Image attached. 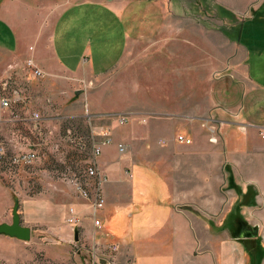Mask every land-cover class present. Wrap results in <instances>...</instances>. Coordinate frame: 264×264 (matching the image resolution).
<instances>
[{
  "label": "crops",
  "instance_id": "0c3cea01",
  "mask_svg": "<svg viewBox=\"0 0 264 264\" xmlns=\"http://www.w3.org/2000/svg\"><path fill=\"white\" fill-rule=\"evenodd\" d=\"M123 12L116 0H0V84L27 98L10 109L0 106V148L5 160L19 148L39 155L28 166L14 167L11 175L6 167L0 169V196L6 193L7 206L18 197L22 224L32 228L29 242L4 236L14 243L37 241L54 262L79 264L87 253L85 243L91 242L94 249L98 246V264H239L236 250L242 256L245 247L240 243L241 250L235 241L244 237L229 233L236 220L219 217L217 202L222 200V172L227 188L244 195L264 189L254 188L264 183L259 135L264 73L252 75L247 48L230 36L236 26L189 28L180 36L176 30L172 44L160 53L170 59L159 63L157 73L147 71L158 76L164 94L157 100L131 96L129 109L135 112L128 111L117 76L133 44ZM29 58L45 77L35 78L26 68ZM109 75L118 84L111 100H104L101 91L98 97L97 90L77 99L96 122L101 119L99 125L112 128L113 141L97 159L107 180L97 229L88 202L49 170L57 146L74 147L66 142L69 129L60 132L59 123L71 116L64 113L79 81L102 85ZM56 83L66 89L54 88ZM137 83L129 82V89L148 85ZM127 111V124L111 119ZM34 112L42 115L39 125L31 118ZM178 134L191 138V144H180ZM71 156L84 166L89 153L71 151ZM72 207L76 227L66 223ZM113 246L115 253L109 251Z\"/></svg>",
  "mask_w": 264,
  "mask_h": 264
},
{
  "label": "rangeland",
  "instance_id": "374dc122",
  "mask_svg": "<svg viewBox=\"0 0 264 264\" xmlns=\"http://www.w3.org/2000/svg\"><path fill=\"white\" fill-rule=\"evenodd\" d=\"M116 1L121 4L126 21L129 19L131 23V37H133V44L127 50L129 52L128 56H125L119 68H117V71H119L117 76H119L120 99L123 104L122 106H125L128 111L135 112L129 109L132 107L130 101H133L131 96L134 97L135 95L140 98L146 95L153 100H157L158 97L164 94L166 87L159 84L158 76H151L147 71L151 70V72L157 73L160 67L159 63L170 59L168 53H160H163L164 46L172 44L170 38H173V32L174 35L177 33L176 30H179L180 36L189 28L195 29V27L202 26L222 28L224 26L230 29V27L236 26V32L231 33L230 36L233 35L237 42L247 48L249 52L248 62L252 68V75L264 73V22H261L264 20V0ZM128 68L131 70V72H128L131 74V77L126 76ZM140 76L142 77L140 78ZM136 79L139 83L144 80L148 85H140L139 88L131 86L130 90L128 86L129 82L136 84ZM85 82L83 87L80 84L81 87L77 90H84L86 92L97 90L95 94L98 93V97H100L99 92L101 91L104 93L102 95L106 96L104 100H111L113 85H117L118 88V84L111 81V75L106 77L102 85H100V82ZM42 86L46 89V85ZM53 87L60 90L66 89L63 83H56ZM71 87V89L77 88L74 85ZM82 95L85 97L84 94ZM77 99L73 93L69 100L70 104L66 107L67 112L64 113L66 115L70 113L69 115L71 116L59 123L60 132L71 129L72 132L86 136L89 132L90 124L85 115L84 101ZM128 111L123 114L129 116ZM98 121L96 122L93 119L91 124L97 125ZM160 142H164V139H161ZM222 177L223 193L222 200H218L217 202L219 206L218 216L222 217L225 215V217H230V219L235 218L236 223L231 227V231H229L233 237H242L243 234L239 233L242 228L243 231L245 229L254 233V239H245L244 237L242 242L235 241L237 242V247L241 250L240 243L245 247V252L242 256L238 255L239 253L236 250L237 261L239 264H264V189H257V187H264V183H256L254 188L256 187L257 191L244 195L243 192L227 188L224 172H222ZM232 181L234 182V178ZM254 196L255 199L250 204L249 202L252 200H247V198H253ZM6 197V193L0 196V222L8 221L11 223L13 217L12 208L15 202L7 206ZM212 204L209 205V210L215 205ZM203 211L208 213L206 210ZM213 212L212 217H217L216 210ZM96 237L99 236L96 235ZM34 242H31V244L14 243L4 235L0 236V264H74L67 261H52L48 258L47 253L43 252L44 247L36 244L37 241L36 243ZM85 244L87 253L84 254V259H81L80 263L98 264V260L100 259L97 252L98 246L94 249L93 245L95 243L86 242Z\"/></svg>",
  "mask_w": 264,
  "mask_h": 264
},
{
  "label": "built area",
  "instance_id": "2783aa9c",
  "mask_svg": "<svg viewBox=\"0 0 264 264\" xmlns=\"http://www.w3.org/2000/svg\"><path fill=\"white\" fill-rule=\"evenodd\" d=\"M26 68L31 70L32 75L35 78H42L46 76V73L36 66L32 58H29L26 61ZM69 79L75 80L70 77ZM79 82L82 87L84 83H86L85 81ZM83 92L85 93L86 91ZM26 99L27 98L21 90L17 88L9 89V84L6 82L0 84V106L3 109H10L13 104L18 103L19 101H25ZM85 107V115L90 124L88 134L86 136H82L72 132L71 129L68 130V138L66 142L69 146L73 145L74 147H70V149L66 150L61 146H57L55 151H57L58 157L54 164L50 166L51 169L49 170V175L55 180L58 179L61 182L68 184L71 188H73L77 196L88 202L92 222L97 229H101L102 225L98 219V215L101 213L106 203L104 185L107 180L105 173L97 165V159L102 153L101 151L103 146L111 144L113 141L111 138L112 128L108 125L97 126L91 124L94 117L90 114L89 110H87V105ZM31 118L36 125H39L42 120V115L38 112H34L31 114ZM113 118L122 125L127 124V114H112L111 119ZM259 135L264 144V129L259 130ZM177 141L183 145H189L192 142L191 138L182 134L178 135ZM86 149L88 150L89 157L84 166L78 165L77 161H74L75 159L73 156L69 157L71 151L80 153ZM118 150L119 152L124 153L125 146L123 144H119ZM5 158L6 155L0 148V169L5 171L6 167V169L12 172H8V174L11 175L14 172V167L28 166L37 160L39 155L34 151L26 152L23 148H19L13 158L6 160ZM66 223L72 227L79 225L78 215L73 207L68 208ZM116 249L117 247L115 246L109 247V251H112V253H115ZM111 260L114 261V258ZM128 264H134V262L131 261L128 262Z\"/></svg>",
  "mask_w": 264,
  "mask_h": 264
},
{
  "label": "water",
  "instance_id": "95a60500",
  "mask_svg": "<svg viewBox=\"0 0 264 264\" xmlns=\"http://www.w3.org/2000/svg\"><path fill=\"white\" fill-rule=\"evenodd\" d=\"M109 1V0H108ZM84 90H76L74 96L79 98V95L83 94ZM19 199L15 198V205L12 208L13 217L11 223L2 222L0 224V235H5L10 238L22 240L24 242H29L31 238L32 228L24 226L21 221V216L18 212ZM249 236L248 234H243L242 237Z\"/></svg>",
  "mask_w": 264,
  "mask_h": 264
},
{
  "label": "flooded vegetation",
  "instance_id": "af4514ba",
  "mask_svg": "<svg viewBox=\"0 0 264 264\" xmlns=\"http://www.w3.org/2000/svg\"><path fill=\"white\" fill-rule=\"evenodd\" d=\"M240 234H248L249 236H244L246 239H254V233H251L250 231L248 230H245L243 231V228L242 230L240 229Z\"/></svg>",
  "mask_w": 264,
  "mask_h": 264
},
{
  "label": "trees",
  "instance_id": "16d2710c",
  "mask_svg": "<svg viewBox=\"0 0 264 264\" xmlns=\"http://www.w3.org/2000/svg\"><path fill=\"white\" fill-rule=\"evenodd\" d=\"M261 22H264V20H263V21H261ZM235 32H236V31H235ZM250 193H253V192H249V194H250ZM249 203H250V204H252V203H253V201H251V202H249Z\"/></svg>",
  "mask_w": 264,
  "mask_h": 264
}]
</instances>
